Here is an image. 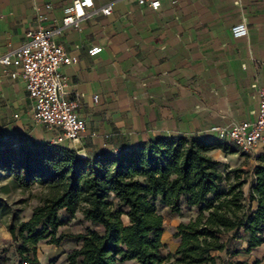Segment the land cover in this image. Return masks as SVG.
Returning a JSON list of instances; mask_svg holds the SVG:
<instances>
[{
  "label": "crops",
  "instance_id": "crops-1",
  "mask_svg": "<svg viewBox=\"0 0 264 264\" xmlns=\"http://www.w3.org/2000/svg\"><path fill=\"white\" fill-rule=\"evenodd\" d=\"M73 1L0 0V57L24 43L39 14L48 18L43 26L58 25ZM92 1L96 9L110 6V14L87 17L58 40L78 59L60 70L86 123L78 142L59 146L94 158L162 136L215 138L213 126L255 119L264 86V0H157V10L137 0ZM240 22L247 36L233 39L230 29ZM94 46L102 51L90 57ZM55 136L35 124L23 81L0 66V137L53 144Z\"/></svg>",
  "mask_w": 264,
  "mask_h": 264
},
{
  "label": "trees",
  "instance_id": "trees-1",
  "mask_svg": "<svg viewBox=\"0 0 264 264\" xmlns=\"http://www.w3.org/2000/svg\"><path fill=\"white\" fill-rule=\"evenodd\" d=\"M217 151L236 150L216 138L162 136L90 158L55 144L0 137V173L19 191L39 190L27 221L20 220L22 209L0 198V223L21 264L36 261L39 244L61 243V212L69 218L79 213L89 224L76 236L81 245L69 264H217L211 254L228 251L227 234L242 235L247 253L264 244V155L255 158L245 195L242 171L215 160ZM159 206L195 212L177 226L178 246L165 258Z\"/></svg>",
  "mask_w": 264,
  "mask_h": 264
},
{
  "label": "built area",
  "instance_id": "built-area-1",
  "mask_svg": "<svg viewBox=\"0 0 264 264\" xmlns=\"http://www.w3.org/2000/svg\"><path fill=\"white\" fill-rule=\"evenodd\" d=\"M137 3L148 4L153 10H157L160 5L157 0H137ZM50 8V5L45 6L47 11ZM110 12V6L96 9L92 0H74L64 8L60 23L49 27L43 26L48 20L47 16L39 14L36 18L37 27L25 33L24 43L0 57V66L4 73L12 79L23 81L32 105L35 124L56 132L53 140L55 145L78 142L86 130L85 121L77 114L78 103L67 98L66 77L60 70L62 66L74 64L78 59L70 56L58 40L67 28L80 30L85 18L97 13L107 16ZM230 33L233 39L246 37V23L235 24ZM101 51V47L94 46L87 50V54L94 57ZM209 133L244 155L250 156L259 145L264 146V86L258 90V112L253 121L225 127L213 126ZM79 156L86 157L83 154Z\"/></svg>",
  "mask_w": 264,
  "mask_h": 264
},
{
  "label": "rangeland",
  "instance_id": "rangeland-1",
  "mask_svg": "<svg viewBox=\"0 0 264 264\" xmlns=\"http://www.w3.org/2000/svg\"><path fill=\"white\" fill-rule=\"evenodd\" d=\"M257 153L259 152L257 151ZM222 155V153L216 152L213 154V157L221 164L227 165L229 169H239L242 171L241 178L247 181L243 191L247 194L249 185L252 182V168L257 163L254 159V154L249 156L235 151V153L228 156ZM222 157H225V161ZM1 186H6V192H0V198L13 210L22 209L20 220L27 221L32 214V208L37 205L39 190L19 191L9 184L2 173H0ZM158 212L163 218L162 243L164 247L161 250V254L165 258L169 254L172 255L178 246V239L175 237L177 226L182 222H187L194 216L195 212L182 207L181 213L177 214L162 206L158 207ZM60 217L64 220V225L59 229L58 236L63 235L64 239L58 246L47 243L39 244L36 250V261L30 264H69L68 256L74 249L80 247L81 243L77 241L76 236L84 234L89 224L83 220L82 215L79 213L74 218H69L64 212H61ZM223 241L228 251L211 254L218 258L216 260L217 264H228L229 262L236 261L247 262L248 264H253L254 262L264 264V246L247 253L245 252L247 244L242 235L234 237L233 234H227L223 237ZM0 264H21L13 252L10 235L3 223H0ZM120 264L136 263L128 261Z\"/></svg>",
  "mask_w": 264,
  "mask_h": 264
}]
</instances>
